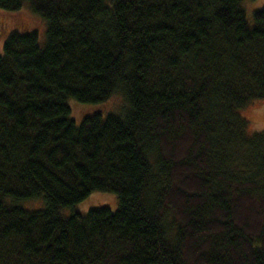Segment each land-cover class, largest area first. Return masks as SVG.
<instances>
[{
    "label": "trees",
    "instance_id": "trees-1",
    "mask_svg": "<svg viewBox=\"0 0 264 264\" xmlns=\"http://www.w3.org/2000/svg\"><path fill=\"white\" fill-rule=\"evenodd\" d=\"M244 2L0 0L45 24L0 18V264H264V130L242 114L264 7Z\"/></svg>",
    "mask_w": 264,
    "mask_h": 264
},
{
    "label": "rangeland",
    "instance_id": "rangeland-1",
    "mask_svg": "<svg viewBox=\"0 0 264 264\" xmlns=\"http://www.w3.org/2000/svg\"><path fill=\"white\" fill-rule=\"evenodd\" d=\"M244 6L248 14V18L251 19L255 11L260 10L264 7V0H245ZM0 18H6L4 24L6 32L11 31V29L15 27H18L16 23L18 21L27 25L28 28L37 30L40 33H43L45 31L44 22L39 17L32 15L29 9L22 10L17 15H0ZM4 37L5 36H0V52H2ZM40 38L42 39L43 35H41ZM69 104L72 108V118L77 123H81L83 117L88 113L100 112L103 116H107L111 112L118 111L123 105V100L119 95H115L108 102L103 104L81 103L76 99H71L69 101ZM242 114L248 121V130L250 132L264 130V101H256L250 104L242 111ZM91 196V199L93 198L91 204H95L98 202L114 203L116 199V195L113 193L95 192ZM81 205L78 208L79 210H87L92 207V205H89L84 209H81ZM40 206L41 202L39 201L29 203V207L31 208H39ZM115 207H117V204H115Z\"/></svg>",
    "mask_w": 264,
    "mask_h": 264
}]
</instances>
